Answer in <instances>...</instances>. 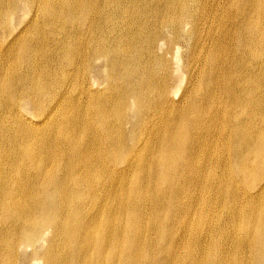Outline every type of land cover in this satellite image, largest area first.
I'll return each instance as SVG.
<instances>
[{
	"label": "bare ground",
	"instance_id": "obj_1",
	"mask_svg": "<svg viewBox=\"0 0 264 264\" xmlns=\"http://www.w3.org/2000/svg\"><path fill=\"white\" fill-rule=\"evenodd\" d=\"M0 264H264V0H0Z\"/></svg>",
	"mask_w": 264,
	"mask_h": 264
},
{
	"label": "rangeland",
	"instance_id": "obj_2",
	"mask_svg": "<svg viewBox=\"0 0 264 264\" xmlns=\"http://www.w3.org/2000/svg\"><path fill=\"white\" fill-rule=\"evenodd\" d=\"M136 173V172H135ZM134 173V174H135ZM226 179H228V178H226ZM232 188H235V189H237V190H247V191H249V192H252L254 189H252L250 186H247V185H237V186H233ZM185 218V217H184ZM177 234H178V231L176 232ZM173 237H176L175 235H173ZM157 237L156 238H154L153 239V242L156 244V242H157ZM209 240V239H208ZM161 243H162V241H161ZM200 244H202V245H206L207 244V240L205 239V240H203ZM232 253V252H231ZM208 262H210V260L208 259Z\"/></svg>",
	"mask_w": 264,
	"mask_h": 264
}]
</instances>
